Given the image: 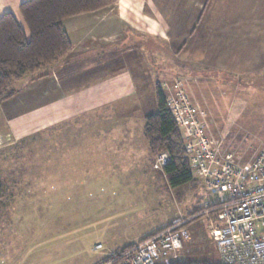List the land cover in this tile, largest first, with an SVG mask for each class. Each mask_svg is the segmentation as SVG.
<instances>
[{"label":"rangeland","instance_id":"374dc122","mask_svg":"<svg viewBox=\"0 0 264 264\" xmlns=\"http://www.w3.org/2000/svg\"><path fill=\"white\" fill-rule=\"evenodd\" d=\"M152 2L161 13H152L148 19L146 32L154 45L148 48L147 73L143 79L134 76L136 91L119 93L120 104H111L115 98L112 93L90 97L86 92L84 109L71 105L67 120L44 125L43 93L35 97L39 107L20 113H11L5 104L8 98L2 93L0 180L6 191L0 206V264H92L127 243L131 228L125 229L129 221L124 217L141 216L143 209L150 210L152 195L158 196L156 203L161 201L165 206L152 216H168V211L179 216L184 213V219L193 216H188L194 213H187L184 203L189 192L185 191L181 203L175 205L166 180H153L137 172L119 175L138 178L142 186L126 185L124 179L116 185V180L109 182L113 179L106 173L95 172L104 156L96 157L77 147L60 149V134L75 136L92 129L116 132L120 126L102 123V119L110 122L129 113L137 118L131 132L142 134L144 118L156 111V87L163 90L166 99L182 88L208 133L224 137L233 160H246L264 150V0ZM135 49L136 45H130L117 50L135 54ZM224 52L226 61L221 60ZM99 68L96 66V71ZM72 77L79 79L80 73ZM72 80L68 79L69 90L74 87ZM72 95L75 93L67 92V100L73 99ZM136 99L143 108H119L123 102L134 106ZM55 118H59L58 113L53 114V121ZM2 131H9L6 142ZM142 144L147 145L143 136ZM141 148L132 165L145 164ZM201 192L196 190L197 197L201 198ZM198 204L193 211L197 210L199 217L189 218L194 239L185 255L219 264V252L207 236L209 215L203 212L201 199ZM97 243L102 247L96 248Z\"/></svg>","mask_w":264,"mask_h":264},{"label":"crops","instance_id":"0c3cea01","mask_svg":"<svg viewBox=\"0 0 264 264\" xmlns=\"http://www.w3.org/2000/svg\"><path fill=\"white\" fill-rule=\"evenodd\" d=\"M24 1L25 0H0V17L7 12H12L17 21L22 24L23 22L19 15L18 8ZM152 13H161L160 9L152 0H116L114 3L97 10L80 13L63 19L61 22L62 27L71 43V51L55 63L42 67V72L46 73V76L39 77L34 81H29L31 74L25 75L17 83V85L23 86V88L17 94L9 97L5 101V104L10 106V109H12L11 113L36 108L39 107L40 104L36 103L38 99L35 97L39 93H43V101L40 103L43 102L42 108L44 109V118L47 122L44 125L52 124L56 122L57 119L61 122L65 121V119L67 120V107L71 105H75L76 108L79 107L78 109H84L83 104L87 102L88 99L84 100L86 92L91 93L90 97L97 96L100 92L106 94L112 93L115 98L111 99L113 100L110 101L111 104H120L121 97L119 93L128 92L131 94L137 90L136 88L134 90V76L135 78L140 76L142 79L146 76L148 69V48L154 45L152 36L149 38L146 32L148 19L153 17ZM154 41H157V37L154 38ZM130 45H136L135 54H128V51L124 52L117 50L118 47ZM225 57H227V52H224L221 60ZM224 61L226 60L224 59ZM96 66L105 70L101 71L99 68L96 71ZM256 70H258L257 67L255 68V71ZM75 72L80 73L79 79L72 77ZM98 75H100V77L96 78ZM257 76H259L258 73ZM69 78L73 79L72 83L74 86L70 90L67 88ZM96 82L98 83L95 85ZM69 91L73 92V94L75 93V95H72L74 98L71 100H67V98H69L67 92ZM110 96L108 97L110 98ZM139 101V99H136L134 106L129 104V102H125V104L123 102L119 108H143L141 106L142 104L138 106ZM54 113H58L60 119L55 118L53 121ZM108 119L109 118L102 119V123L120 126L118 128L119 131L96 132L95 129H92V132H79L75 134V136L60 134L61 151L70 146V148L77 147L76 150H90L92 155L96 157L104 156V161L97 166L95 172L106 173L110 179H113L109 180V182L116 180V185L119 183L121 184L124 179V184L126 185L131 184L130 186L132 187L142 186L143 181L138 178L135 179L131 175L121 178L119 175L137 172L148 174L150 179L153 180H166L164 176L153 170L148 146L142 144L143 135H136L131 132L132 129L130 126L132 124L134 125L137 119L136 116L134 117L129 113V115L126 116L120 115L111 118L112 121L110 122H107ZM6 132L8 133L9 131H2L1 133L3 142L10 139V136L6 137V135H9L6 134ZM50 141L51 139H49V142ZM69 143L70 145H68ZM139 148L143 149L145 152V164L132 165V160L137 158V155L134 154H137ZM154 186L156 187V185ZM197 189L202 191L201 198L197 197L195 193ZM170 190L173 193L175 205L181 203L185 191L189 192V199L184 201L187 213L193 211L195 206L199 205L198 203L201 199V206L205 208L203 212L209 215L207 217L208 221L218 218L219 211L214 210L212 206L217 204V201L223 198L224 195H205L204 190L206 189L202 181L198 182L197 179H195L192 184L177 187L175 189L170 187ZM157 197V195H152L151 204H158V208H154L151 204L147 203L151 208L150 210L143 209L141 216L124 217V220L129 221L125 229L130 227L131 233L130 237L127 239V243L121 246L130 243L134 244L145 236L166 227L174 220L185 217L183 216L184 213L179 216L176 212L170 214V211L167 212L168 216H152L156 214L155 212L157 210L161 213V210H164L165 207L163 202L161 203L160 201L156 203V201H154ZM170 199L172 200V197ZM144 200L149 202L145 197ZM198 215L199 213L190 217L193 219L199 217ZM190 217L185 218L186 222L183 224L188 234L183 237V246L179 251L186 261L188 260V255H185L184 250L189 247L190 241L194 239L190 236L189 232L191 229L188 223L191 221V219H189ZM199 221L203 222L200 218ZM213 246L215 247L214 243ZM117 247L111 249V251L115 250Z\"/></svg>","mask_w":264,"mask_h":264},{"label":"built area","instance_id":"2783aa9c","mask_svg":"<svg viewBox=\"0 0 264 264\" xmlns=\"http://www.w3.org/2000/svg\"><path fill=\"white\" fill-rule=\"evenodd\" d=\"M178 91L170 93L166 104L178 125L193 174L204 183L208 195H224L214 206L218 218L207 223L221 264H264V150L246 160H233L224 137H212L185 91ZM168 160V154L161 152L153 167L160 169ZM185 222L178 218L163 230L92 264H168L182 248Z\"/></svg>","mask_w":264,"mask_h":264},{"label":"trees","instance_id":"16d2710c","mask_svg":"<svg viewBox=\"0 0 264 264\" xmlns=\"http://www.w3.org/2000/svg\"><path fill=\"white\" fill-rule=\"evenodd\" d=\"M115 1L25 0L18 8L22 24L12 12L3 14L0 17V91L5 92L4 98H9L20 91L23 86L17 83L25 75L31 74L29 81L46 76V73L42 72V67L55 63L71 51V43L62 27L63 19L97 10ZM155 104L156 111L144 118L142 126V135L147 142L152 160L151 166L165 177L171 188L192 184L196 178L186 157L178 125L166 104V95L160 87L155 89ZM161 152H166L169 160L157 169L153 167V162ZM5 191L4 182L0 180V206L4 203ZM192 212L196 214L197 210ZM194 214L190 213L188 216ZM169 225L171 223L167 226ZM132 245V243L126 244L116 251H122ZM179 251L176 256L171 257L174 261H170V264H214L206 260L186 261ZM184 251H188V248Z\"/></svg>","mask_w":264,"mask_h":264}]
</instances>
